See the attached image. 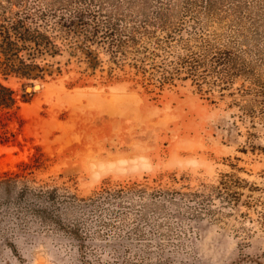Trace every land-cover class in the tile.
Instances as JSON below:
<instances>
[{"label": "rangeland", "instance_id": "obj_1", "mask_svg": "<svg viewBox=\"0 0 264 264\" xmlns=\"http://www.w3.org/2000/svg\"><path fill=\"white\" fill-rule=\"evenodd\" d=\"M250 10V20H243L251 31L247 45L264 47V0ZM98 51L102 67L92 72L73 61L45 82L0 74V86L14 99L13 108H0V181L16 184L9 193L0 188V264H88L99 253V241L84 256L75 239L40 219L31 203L17 199L23 188L57 189L78 200L132 185L209 193L225 180L243 199L264 188V125L257 121L252 129L247 121L230 141L212 129L217 120L229 123L236 110L226 108L228 95L246 83L236 80L222 94L200 92L185 79L160 85L157 74L144 76L129 61L113 66ZM26 86L34 92L26 93ZM218 207L213 200L212 208ZM253 212H244L249 223L222 210L215 213L218 221L206 217L198 229L185 219L179 230L188 235L179 251L170 261L151 262L264 264V229ZM99 257L108 264L110 253Z\"/></svg>", "mask_w": 264, "mask_h": 264}, {"label": "trees", "instance_id": "obj_2", "mask_svg": "<svg viewBox=\"0 0 264 264\" xmlns=\"http://www.w3.org/2000/svg\"><path fill=\"white\" fill-rule=\"evenodd\" d=\"M257 1L3 0L0 74L45 82L61 76L73 61L92 72L100 67L96 52L101 50L113 66L129 61L144 76L157 74L160 85L185 79L200 92L218 89L222 94L242 80L247 86L228 95L226 108L236 110L229 123H212V129L230 141L247 121L252 129L257 121L264 125V47L247 45L251 41L245 34L251 31L243 24L254 14L250 7ZM213 24L222 25L221 30H211ZM65 58V64L58 60ZM13 106L11 92L0 86V108ZM15 185L14 179L0 181L8 193ZM249 193L243 199L222 180L209 193L132 185L82 200L57 189L23 188L16 196L31 203L40 219L75 239L84 256L87 246L95 248L99 241V253L88 264H104L99 256L105 252L110 253L108 264H153L155 257L170 261L179 251L188 235L179 230L185 219L197 222L198 229L206 217L218 221L215 213L228 209V215L252 223L244 213L252 210L264 229V188ZM213 200L219 203L217 209Z\"/></svg>", "mask_w": 264, "mask_h": 264}, {"label": "water", "instance_id": "obj_3", "mask_svg": "<svg viewBox=\"0 0 264 264\" xmlns=\"http://www.w3.org/2000/svg\"><path fill=\"white\" fill-rule=\"evenodd\" d=\"M34 88H35V86H26L24 88V91L27 93V91L29 90L28 93H32V92H34Z\"/></svg>", "mask_w": 264, "mask_h": 264}, {"label": "bare ground", "instance_id": "obj_4", "mask_svg": "<svg viewBox=\"0 0 264 264\" xmlns=\"http://www.w3.org/2000/svg\"><path fill=\"white\" fill-rule=\"evenodd\" d=\"M29 92V90L27 91V93Z\"/></svg>", "mask_w": 264, "mask_h": 264}]
</instances>
